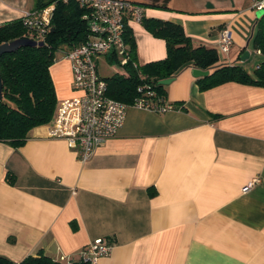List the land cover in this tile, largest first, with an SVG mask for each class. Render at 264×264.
Wrapping results in <instances>:
<instances>
[{"label":"crops","instance_id":"crops-1","mask_svg":"<svg viewBox=\"0 0 264 264\" xmlns=\"http://www.w3.org/2000/svg\"><path fill=\"white\" fill-rule=\"evenodd\" d=\"M133 1L146 18L181 25L194 45L215 48L229 27L233 43L219 63L252 74L264 58L248 43L254 0ZM34 9V0H0V25ZM126 26L138 64L165 58L164 39L139 21ZM193 69L181 67L165 84L173 109L130 105L116 135L84 163L47 124L19 147L0 141V255L78 262L104 238L112 250L95 264H264V86L201 90ZM49 70L57 104L78 95L68 60L55 58Z\"/></svg>","mask_w":264,"mask_h":264},{"label":"trees","instance_id":"trees-1","mask_svg":"<svg viewBox=\"0 0 264 264\" xmlns=\"http://www.w3.org/2000/svg\"><path fill=\"white\" fill-rule=\"evenodd\" d=\"M161 1L164 6L168 2ZM34 3L35 9L54 4L50 27L42 41L43 45L20 46L14 51L0 55V141L13 147L24 144L32 128L49 124L53 118L57 98L49 69L55 61V53L61 49H71L88 37L87 24L81 18L83 8L77 1L34 0ZM140 22L155 36L164 39L166 56L160 60L138 64L132 33L126 26L124 40L128 45V62L121 65L110 59V63H116V70L104 78L108 96L127 104H132L138 97L158 103L165 97V84L162 81L172 79L185 65L209 71L208 74L197 77L201 90L226 81L264 86V58L252 74H249L240 65L219 63L215 48L194 45L183 27L177 23L145 16ZM16 38H28V30L21 18L0 25V44ZM250 44L264 56V14L257 18ZM149 90L153 92L152 96L146 94ZM6 180L12 183L14 177L8 173ZM0 264L63 263L39 252L19 262L0 255ZM75 264L91 263L79 260Z\"/></svg>","mask_w":264,"mask_h":264},{"label":"built area","instance_id":"built-area-1","mask_svg":"<svg viewBox=\"0 0 264 264\" xmlns=\"http://www.w3.org/2000/svg\"><path fill=\"white\" fill-rule=\"evenodd\" d=\"M75 1L83 8L81 18L87 24L88 37L71 49H61L60 57L70 62L72 88L78 95L61 100L47 125L48 135L64 139L68 147L76 150L79 162L84 163L99 145L116 135L130 105L166 112L173 109V104L165 98H161L158 103L145 97L136 98L132 104L116 100L108 96L106 80L98 71L99 59L102 56H106L109 63L110 59L121 65L128 62V45L124 40L125 27L129 19L141 21L144 16L143 5L133 0ZM252 7L255 10H264V0H254ZM53 10L54 4H49L23 14L21 20L28 30L29 39L44 41ZM251 35L252 31L249 44ZM232 43L231 29L222 28L215 45L217 54L228 52ZM252 50L257 55L261 54L258 49ZM257 66L258 64L254 68ZM146 94L152 96L153 92L149 90ZM256 181L257 177L251 179L243 190L251 189ZM112 247L111 242L97 238L82 249L80 260L95 264L99 257L109 255ZM59 261L63 264H75V261L66 256H61Z\"/></svg>","mask_w":264,"mask_h":264},{"label":"water","instance_id":"water-1","mask_svg":"<svg viewBox=\"0 0 264 264\" xmlns=\"http://www.w3.org/2000/svg\"><path fill=\"white\" fill-rule=\"evenodd\" d=\"M258 16L264 14V10H258L257 11ZM42 46L43 42L42 41H35L29 38H16L14 40L4 42L0 44V55L6 52H11L16 50L20 46ZM193 74L195 76H204L208 74L207 70H201L198 68L193 69ZM171 81V79H165L162 81L163 84H168ZM2 97V81L0 78V98Z\"/></svg>","mask_w":264,"mask_h":264},{"label":"rangeland","instance_id":"rangeland-1","mask_svg":"<svg viewBox=\"0 0 264 264\" xmlns=\"http://www.w3.org/2000/svg\"><path fill=\"white\" fill-rule=\"evenodd\" d=\"M61 50H58L55 53L56 58H60ZM100 63L98 64V70L102 77L106 78L112 75L116 70V63H104V60L99 59Z\"/></svg>","mask_w":264,"mask_h":264}]
</instances>
